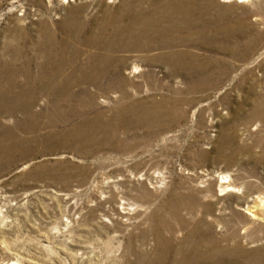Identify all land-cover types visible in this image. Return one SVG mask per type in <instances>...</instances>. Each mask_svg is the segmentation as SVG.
Listing matches in <instances>:
<instances>
[{"label": "bare ground", "instance_id": "bare-ground-1", "mask_svg": "<svg viewBox=\"0 0 264 264\" xmlns=\"http://www.w3.org/2000/svg\"><path fill=\"white\" fill-rule=\"evenodd\" d=\"M61 1L65 6L47 8L59 13L57 21L41 18L35 37L26 31L19 36L11 34L0 49V163H11L36 151L23 148L17 132L41 125L32 121L26 127L21 118L11 125L4 119L28 111L23 97L28 95V104H33L36 83L57 85L59 90L61 81L73 82L71 73L77 76L74 80H88L95 75L104 77L105 69L112 67L117 78L112 88L127 93L128 83L138 90L141 87L135 78L125 76L124 68L138 72L145 66L165 65L177 77L183 74L186 78L178 84L152 79L151 85L164 91L161 97H128L114 116L97 112L63 128L59 118L52 115L57 147L63 136V147L73 149L74 143L77 147L88 144L89 148L94 143L97 148L132 152L130 167L136 173L144 158L135 150L149 149L159 137L165 147L168 139L163 133L187 120L189 107L216 90L222 91L221 104L229 105L232 92L223 88L226 78L240 86L248 78L255 79L257 68L264 74V52L260 51L264 47V0H223L237 4L231 8L217 0ZM32 61L41 68L37 74L31 72ZM241 67L238 76H233ZM247 101L251 106L239 118L238 127L231 128L226 117L217 113L221 117L217 119L221 124L217 143L212 150L198 151L200 158L224 161L229 170L240 162L250 163L242 168L243 181L228 172L220 174L219 194H231V201L214 212L213 182L208 183L206 177L201 179L205 184H199L198 193L193 189L176 192L150 216L151 224L141 235L144 244L147 237L153 240L149 247L144 250L129 245L136 264H264V95L256 94ZM245 102L241 99L238 104L242 108ZM58 104L53 107L56 112ZM211 106L218 111L216 102ZM94 107L84 104L82 110ZM206 109L199 105L192 113L194 118L199 112L200 127L207 124ZM29 115L40 116L36 111ZM253 125L255 130H251ZM243 128L248 131V140L242 136ZM234 189L238 191L234 193ZM152 194L149 191V197ZM142 199L138 205L147 207V196ZM179 228L182 230L176 231Z\"/></svg>", "mask_w": 264, "mask_h": 264}, {"label": "rangeland", "instance_id": "rangeland-1", "mask_svg": "<svg viewBox=\"0 0 264 264\" xmlns=\"http://www.w3.org/2000/svg\"><path fill=\"white\" fill-rule=\"evenodd\" d=\"M119 1L106 0L107 4ZM217 1L229 8L237 5ZM51 5L65 6L61 0H0V49L10 40L11 34L19 36L26 31L35 37L41 18L57 21L59 13L47 10ZM236 10L232 9V12ZM260 51L264 52V47ZM32 64L33 74L41 71L35 63ZM143 68L138 72L132 67L124 68L125 76L135 78L141 87L138 90L128 83L125 85L127 93L119 87L112 88V82L117 79L112 67L105 69L104 77L95 75L87 77L88 80H74L77 76L71 73L73 82L61 81L59 90L57 85L47 87L36 83L37 97L33 104H28V95L23 97L28 111L11 118L4 116L11 125L15 124L16 118H21L26 127L32 121L41 126L17 132L23 139V148L36 151L31 150V153L11 163H0V264H136L135 255L128 251L129 245L144 250L149 247L153 240L147 237L144 244L141 235L151 224L150 216L176 192L193 189L198 193L201 189L199 184H205L201 179L206 177L208 183L211 179L213 182L211 188L215 196L211 199L216 203L214 212H219V206L231 201V194H219L220 174L228 172L237 181H243L242 168L250 163L240 162L229 170L224 161L200 158L198 151L203 148L212 150L217 143L221 127L220 120H217L221 117L217 113L226 117L231 128L238 127L239 118L251 106L247 100L256 94L264 95L261 68L254 71L255 79L248 78L240 86L233 85L234 80L225 79L223 88L232 92L229 105L221 104L222 91L216 90L189 107L187 120L163 133L162 136L168 139L165 147L163 138L159 137L155 144L149 145V149L137 148L135 151L139 158H144V163L136 173L130 167L134 158L132 152L121 153L108 146L97 148L94 143H90L89 148L88 144L77 147L71 141L73 149L63 147V136L60 147L54 143L56 130L52 127L55 124L52 123V115L59 118L63 128L79 124L82 117L93 116L97 112L105 117L114 116L128 97H161L164 91L154 88L150 83L152 79L178 84L186 78L183 74L177 77L165 65ZM241 70L242 67L233 76H238ZM154 72L155 77H151ZM24 81L25 76L22 75ZM241 99L246 100L242 108L238 104ZM213 102L217 103L216 112L211 106ZM57 103L58 113L53 108ZM84 104L95 107L84 111ZM199 105L207 107V124L203 127L198 123V111L197 116L192 117ZM32 111H36L39 118L30 116ZM251 130H255L254 125ZM241 131L248 140V131L244 128ZM212 168L214 171L209 174ZM205 169L208 170L205 172ZM149 191L153 192L150 197ZM233 191L236 193L238 189ZM145 195L148 205L141 207L138 203H143L142 196ZM200 195L206 198L202 193ZM186 215L191 214L186 212ZM168 217L176 220L173 215Z\"/></svg>", "mask_w": 264, "mask_h": 264}]
</instances>
